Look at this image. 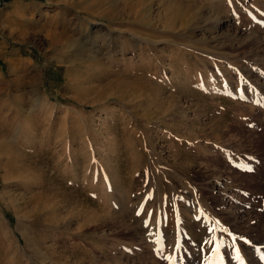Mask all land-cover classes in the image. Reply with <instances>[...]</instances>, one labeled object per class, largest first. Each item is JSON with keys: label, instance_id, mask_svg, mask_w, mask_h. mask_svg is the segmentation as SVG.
I'll use <instances>...</instances> for the list:
<instances>
[{"label": "rangeland", "instance_id": "rangeland-1", "mask_svg": "<svg viewBox=\"0 0 264 264\" xmlns=\"http://www.w3.org/2000/svg\"><path fill=\"white\" fill-rule=\"evenodd\" d=\"M262 3L0 0V264H264Z\"/></svg>", "mask_w": 264, "mask_h": 264}, {"label": "bare ground", "instance_id": "bare-ground-1", "mask_svg": "<svg viewBox=\"0 0 264 264\" xmlns=\"http://www.w3.org/2000/svg\"><path fill=\"white\" fill-rule=\"evenodd\" d=\"M261 5H263V3L261 4ZM264 6V5H263ZM264 9V8H263ZM262 12V11H261ZM264 26V25H263ZM259 33L261 34V35H257V36H252V38L250 39V41L248 42V45H253V47L251 46V47H249L250 48V50H246V51H244V53H242V55H241V58H246L247 59V61L249 62V63H254V64H256V66H257V64L260 66V65H262V64H264V30H259ZM105 37V36H104ZM247 38H249V37H247ZM105 41H106V39H105ZM109 46V45H108ZM248 47H247V49H249ZM104 50V49H103ZM80 54V53H79ZM235 58H237L236 56V54H232ZM83 56H84V54H83ZM84 57H86V59H88V61L90 60V59H92L93 61H94V57L93 56H90V55H86L85 54V56ZM220 57V56H219ZM239 59H240V57H239ZM245 59V60H246ZM237 60V59H236ZM241 60V59H240ZM87 61V62H88ZM92 61V62H93ZM90 62V61H89ZM239 63H240V61H239ZM248 64V63H247ZM253 64V65H254ZM244 66V65H243ZM249 66V65H248ZM245 67V66H244ZM254 67V66H253ZM243 69V68H242ZM246 69H244V71H245ZM249 73V72H248ZM254 81V80H253ZM256 82H254V83H257L256 85H257V87H255V89H256V91L258 92H260V94L261 93H264V82H261V81H259V79H257L256 78V80H255ZM253 87V88H254ZM258 87H259V89H258ZM238 92V90H235L234 89V91H232V94H238L237 93ZM263 104H264V102H263ZM228 177V176H227ZM226 176H219L218 178H216V179H214V181H212L211 183H208L209 185H210V188L212 189V191L213 190H217L218 192H219V195H222V194H224L223 192H225L224 191V188H223V186H226L227 185V181L229 180L228 178H227ZM207 184V183H206ZM221 185V187L222 188H220L219 186ZM232 190H230L228 193H225V194H227V196H229V197H234V195L235 194H233V192H231ZM217 192V193H218ZM123 193V192H122ZM122 197V196H121ZM221 197V196H220ZM219 197V198H220ZM235 199H236V197H234ZM106 200V199H105ZM237 201H238V199H236ZM229 201V200H228ZM236 201V202H237ZM218 202H219V204L220 205H224L226 202H227V200L225 201V200H223V199H218ZM230 202H231V200H230ZM238 203H240V202H238ZM241 204V203H240ZM123 205V204H122ZM131 205H132V203H131ZM125 207V206H124ZM123 207V208H124ZM119 208V207H118ZM122 209V208H121ZM125 209V208H124ZM127 209V208H126ZM125 209V210H126ZM132 209V208H131ZM134 211V210H133ZM222 213H225L224 215H226V216H231V219L229 220V224L233 227V229H235V231H237L238 232V235H242V236H246V237H248L250 240H247V241H249V242H252L253 244H255L256 246H259V248L261 247L262 249H263V251H264V223H260L258 220H253V219H249V217L247 218H244V220H243V218H239V216L241 215V214H243V215H245V213H247V211H244L243 209H241V207L238 205V204H232V202L230 203V204H228V207H227V209H222V211H221ZM249 213V212H248ZM254 213V212H253ZM231 214V215H230ZM123 215V214H122ZM194 215H197V213H195ZM247 216V215H246ZM253 218V217H252ZM143 222V221H142ZM264 222V221H263ZM198 225V224H197ZM119 226H123L124 227V229H126V231H131V232H133V236L135 237V238H141L133 229H132V227H130L125 221H123V220H121L120 221V223H119ZM121 229V228H120ZM232 229V230H233ZM114 233V232H113ZM247 233V234H246ZM252 233V234H251ZM156 240V239H155ZM200 240V239H199ZM198 240V241H199ZM202 240V239H201ZM204 242V241H203ZM201 243V242H200ZM199 243V244H200ZM173 244H174V242H173ZM176 244V243H175ZM174 244V245H175ZM249 245V244H248ZM171 252V251H170ZM167 253H168V251H167ZM169 255V254H168ZM118 262V261H117ZM122 262V261H121ZM126 262V261H125ZM144 262V261H143ZM120 263V262H119ZM131 263V262H130ZM116 264V263H115ZM118 264V263H117ZM132 264V263H131ZM134 264V263H133ZM138 264H140V263H138ZM151 264V263H150Z\"/></svg>", "mask_w": 264, "mask_h": 264}, {"label": "snow or ice", "instance_id": "snow-or-ice-1", "mask_svg": "<svg viewBox=\"0 0 264 264\" xmlns=\"http://www.w3.org/2000/svg\"><path fill=\"white\" fill-rule=\"evenodd\" d=\"M209 243H210V241H209Z\"/></svg>", "mask_w": 264, "mask_h": 264}]
</instances>
